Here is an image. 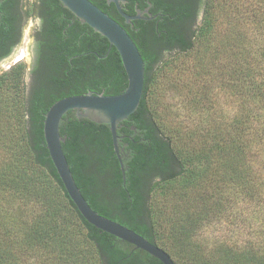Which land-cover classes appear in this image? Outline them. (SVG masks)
Instances as JSON below:
<instances>
[{"label":"trees","instance_id":"16d2710c","mask_svg":"<svg viewBox=\"0 0 264 264\" xmlns=\"http://www.w3.org/2000/svg\"><path fill=\"white\" fill-rule=\"evenodd\" d=\"M40 1L45 28L25 101L19 89L25 64L0 74V92L16 88L15 103H20L7 107L11 127L4 134L7 161L0 168V195L12 191L14 197L0 203V264H163L90 224L55 168L44 136L50 106L88 91L121 93L128 79L118 50L105 36L81 23L60 0ZM91 1L137 43L145 86L138 109L118 129L125 180L109 125L78 118L73 110L63 116L62 146L83 195L100 214L165 249L175 264H264V242L221 249L218 260L190 247L204 220L221 213L225 204L234 206L236 194L251 200L264 191L255 160L264 154V0H201L203 18L195 27L187 0L169 5L151 0L156 12L162 11L153 21L158 31L135 20L139 30L134 33L124 17L116 18L114 5ZM10 3L0 0V50L12 37ZM225 17L230 29L222 26ZM182 78L191 82L193 108L214 116L186 130L170 127L157 111L160 95ZM219 91L238 101L230 117L221 114L215 100ZM98 183L99 208L90 193ZM157 194L171 198L159 203Z\"/></svg>","mask_w":264,"mask_h":264},{"label":"water","instance_id":"95a60500","mask_svg":"<svg viewBox=\"0 0 264 264\" xmlns=\"http://www.w3.org/2000/svg\"><path fill=\"white\" fill-rule=\"evenodd\" d=\"M60 1L81 23L88 24L96 32L105 36L109 40L110 48L114 46L118 50L127 74L128 83L125 90L118 94L88 91L82 94L69 95L54 102L45 113L44 120V136L50 157L69 196L90 224L145 250L163 264H175L173 258L165 249L130 227L94 210L74 178L62 146L66 136H63L60 132L63 116L70 110L75 111L78 118H87L96 123L109 125L113 147L119 158L125 180V169L121 156L123 147L120 148L122 136L118 134V129L122 126V122L138 109L141 103L145 86V62L137 43L126 28L94 2L91 0ZM109 1L116 4L127 23H130L133 19L146 18L142 16L140 9L134 15L124 12L121 3L126 0ZM145 11L148 12V9ZM153 17L155 16H149V18Z\"/></svg>","mask_w":264,"mask_h":264},{"label":"rangeland","instance_id":"374dc122","mask_svg":"<svg viewBox=\"0 0 264 264\" xmlns=\"http://www.w3.org/2000/svg\"><path fill=\"white\" fill-rule=\"evenodd\" d=\"M35 20H39L37 19V15H32L28 18L25 24L24 39L19 47L21 50L19 56L22 57L21 61L25 64L24 86L19 87L20 95L23 93L24 101L30 92L33 79L31 75L32 59L30 43L33 39L31 27ZM222 26L230 29L232 22L225 17V20L223 19L222 21ZM239 30H242V20H240ZM13 65L14 62L8 60L0 67V73L7 72ZM172 76L169 75V78ZM190 83L189 78H182L176 84L170 83V87L159 97L160 103L157 106V111L160 118L165 120L170 127L183 125V129L186 130L193 128L201 120L206 123L211 120V117H214L208 112L201 113L193 108L192 95L188 92V89L191 87ZM17 93L16 88L9 87L0 92V168H5L7 161L4 134L11 127L10 118L7 117V107L13 104L14 106L20 104L15 103ZM215 100L219 104L221 114L223 115L230 117L237 109L238 101L225 91H219ZM20 108H22L21 105ZM255 160L257 161L256 167H258L261 173L260 176L264 180V154L258 155ZM175 185L180 189V185ZM211 186H214V181L211 182ZM11 192H6L3 196L0 195V203L3 201L4 204H8L12 201L11 198L14 196L9 195ZM225 193L230 194L226 186ZM261 193L259 197L251 200L247 198L243 199L242 194H236V204L234 206L230 207V205L225 204L221 213L210 216L208 221L204 220L202 227L193 236L191 249L201 256L208 257V259L215 257L218 260L221 259L219 258V251L221 249L244 250L251 245L264 242V191ZM189 195L192 197L193 192H190ZM155 197L159 203H164L169 201L171 195L157 194ZM15 201L18 202L17 199Z\"/></svg>","mask_w":264,"mask_h":264},{"label":"flooded vegetation","instance_id":"af4514ba","mask_svg":"<svg viewBox=\"0 0 264 264\" xmlns=\"http://www.w3.org/2000/svg\"><path fill=\"white\" fill-rule=\"evenodd\" d=\"M11 1L10 4L7 5L9 9H12L14 12V19L12 22V37L8 43V48H4V50H0V67L4 65L5 62L8 60H11L14 62V65L21 63V58L19 53H21V50L19 49L25 34V24L29 17L32 15L36 16L37 19L35 22H33V25L31 27V32L33 35V39L30 43V51H31V59H32V69H31V75L33 70V65L35 61L38 58V51L40 42L43 39V33L45 28V21L42 16V8H41V1L40 0H8ZM172 0H163L162 5H169ZM108 5L111 7L114 5V8L117 9V14L115 15L116 18L124 17L121 12L118 10L116 4L114 2H110L107 0ZM121 7L124 10V12L134 15L138 12V9L141 10L142 16L146 18H140V19H133L130 23L126 24L129 25V30L134 32H137L139 29L135 27V24L133 21L138 20L142 21L143 25H154V31H158V22L154 24V20L158 18L159 15H162V11L156 12V5L151 0H138L136 2L130 3L129 0H126L125 2L121 3ZM148 9V12L145 11ZM186 11L188 12L189 21L190 23L195 27L200 24L202 18H203V5L201 0H187V7ZM155 16L153 18H149V16ZM35 18V17H34ZM120 19V18H119ZM162 19V16H161ZM3 51V55L2 54ZM3 73V72H1ZM0 73V74H1ZM99 125V124H98ZM99 130V126H98ZM91 194L95 195V203L99 208V183L98 187L96 189L94 187H91Z\"/></svg>","mask_w":264,"mask_h":264}]
</instances>
